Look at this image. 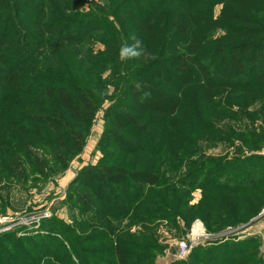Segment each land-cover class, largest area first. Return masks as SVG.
<instances>
[{"label": "trees", "instance_id": "1", "mask_svg": "<svg viewBox=\"0 0 264 264\" xmlns=\"http://www.w3.org/2000/svg\"><path fill=\"white\" fill-rule=\"evenodd\" d=\"M84 2L0 0V193L48 171L67 170L86 147L99 108L93 89L102 94L100 72L119 65V58L84 57L83 45L105 25L102 18L82 14ZM216 2L222 5L219 19L210 8ZM109 5L122 28L132 31L129 46L148 45L153 58L127 69L119 101L105 117L98 144L103 157L72 182L82 222L48 219L42 234H3L0 264H156L155 253L163 250L156 222L173 223L182 213L187 224L200 217L215 233L264 209V156L257 154L264 144V0ZM221 28L227 37L212 41L210 33ZM83 73L89 75L86 86L76 80ZM191 98L201 105L198 113L184 106ZM218 119L240 124L241 131H230L228 124L229 135L223 134L208 123ZM209 137L226 143L239 137L242 146L233 158L201 156L191 162L187 145L198 157ZM244 147L250 155L242 156ZM140 154L150 156L134 169L129 163ZM185 160L188 170L180 173ZM198 188L200 205L184 212V201L188 207ZM227 196L239 204L218 211L231 209ZM129 226L138 229L132 234ZM221 241L199 246L187 261L173 264H264L255 240Z\"/></svg>", "mask_w": 264, "mask_h": 264}, {"label": "rangeland", "instance_id": "2", "mask_svg": "<svg viewBox=\"0 0 264 264\" xmlns=\"http://www.w3.org/2000/svg\"><path fill=\"white\" fill-rule=\"evenodd\" d=\"M117 1L118 0H85V6L82 7L83 12L80 9V12H82V14L85 16L92 14V18H102L105 20V25H103L101 30L97 32L98 34H93L86 44L83 45V49L81 51L83 52L84 57L86 59L89 56H108L110 59L119 58V65L113 67L108 65L105 71L100 72L99 77L101 83L104 82V89L101 92L102 94H99L98 89H93L98 96L99 108L94 116L92 128L89 136L87 137L86 147L81 154L77 155L72 160L67 170L61 172V169L57 168L51 172H46L44 176L37 175V177L34 178L33 183H27L25 186L15 183V185L11 187L7 186L8 192L5 189L1 190L0 218L3 219L5 225L9 227V229L7 231L0 232V236L7 233H13L15 235L14 237L19 238L24 235H33L38 233L42 234V230L46 228L44 227V221L48 219H55L65 225L74 224L75 221L82 222L83 220L80 208L76 203H74V197L70 191L72 190V182L84 167L97 165L102 159L103 154L98 150V144L106 128L105 117L108 109L119 101L121 86L125 83L126 75L129 73V71H131V69L134 70L136 67H140L141 65L150 62L153 58L151 47L147 45L146 48H142L143 51L139 58L121 61L120 50L124 46H129L127 35H130L132 31L130 30L128 32L127 29H123L121 23H119L118 20L113 17L109 3L112 4L116 3ZM210 8L212 9L214 18L219 19L222 5L216 2L212 3ZM227 35L228 32L221 28L214 30L209 36L212 41L217 39L221 41L226 38ZM113 61L117 62L116 60ZM129 67H131V69L127 70ZM116 71H120V73L116 74ZM88 76L89 75L87 73H83L81 74V77L76 80L78 83L86 86V82H88ZM135 82L143 81L135 80ZM107 83L108 87H106ZM94 86H100L97 77L95 79ZM185 105L187 107H191L192 111H190V113L193 112V108L196 110V113L199 112V109H202L200 107L201 105H199L198 102L193 101L192 98L191 101L185 103L184 106ZM253 110L254 108L249 109V111ZM208 123L209 125L214 123V126L216 127L215 129L220 130L226 135H229V133H226L229 128L226 127L228 124L231 125L230 131H241L240 124H231L227 119L223 121L219 119L215 121L211 120L208 121ZM233 123H235V121ZM206 130L207 127L205 128V131ZM232 136L235 137L234 135ZM209 140L210 141H208L206 144L202 145L203 150L200 151L201 155L198 157H196V153L194 154L196 151L187 145V149L193 155L191 162L196 163V161L201 156L218 159L233 158L234 151L238 147L242 146L239 137H236L232 143L214 141L211 140V137H209ZM194 142H196V145L198 144L197 141ZM199 146L200 144L198 147ZM34 150L39 152L38 148ZM167 150L168 149H166L164 153H166ZM244 150L245 152L242 156L251 154V152L246 151L248 149L245 147ZM257 154L264 156V144L262 149ZM144 156L149 157L150 155L140 154L133 157L129 163L131 167L134 169L137 167H142L143 165L141 163H144V161H142ZM124 158L125 156L122 155V159ZM189 163L190 161L185 160L183 166L180 167L181 169L179 172L186 173ZM163 171L167 176L170 173V171H167L166 169ZM75 189L80 191L79 188ZM80 192H82L84 195L90 196V194L85 189L84 191L81 190ZM87 198L93 202L90 197ZM202 198L203 192L201 189L198 188L193 190L191 192V198L187 203L188 207L186 206V201L183 203V208L186 209L184 212H188V209H197L202 201ZM227 200L224 198V201L227 205L231 204V209L229 210L228 208H222L220 210V208H218V211H232L233 205L239 204L240 202H234L233 200H230V197L228 196ZM6 201L8 202L5 204ZM209 203H212V200H210ZM181 214L173 223H169L168 221L164 220L163 222L158 221L154 224L156 225V236L158 239L157 244L163 249L158 253H155L156 264H173L177 261H187L192 252L199 246L208 248L216 245L214 242L224 240L221 242L222 244H225V241H228L229 239L234 240V238H237V241L244 238H251L255 240L259 243V250L262 255H264V209L258 216L250 218L249 220L246 219L242 225H237L236 227L230 226L220 232L215 233H210L207 230L206 225L200 217L193 218L189 224H187L182 219ZM223 216L225 215H222V217ZM126 223H128L127 220L124 221L122 225H125ZM197 226H200V230L202 231H194L193 233L195 235L191 236L193 234V229L198 228ZM128 229L132 234H134V232L138 229V226H129ZM92 232L93 229L90 228L87 234H91ZM193 238L195 239L194 242ZM181 243H188L190 246L195 245L194 248L189 253H187L186 257L184 258H181L180 254L178 253L179 245ZM97 248L99 249L101 247Z\"/></svg>", "mask_w": 264, "mask_h": 264}, {"label": "clouds", "instance_id": "3", "mask_svg": "<svg viewBox=\"0 0 264 264\" xmlns=\"http://www.w3.org/2000/svg\"><path fill=\"white\" fill-rule=\"evenodd\" d=\"M142 47L140 46L139 41L133 46H124L120 50V59L121 61H126L133 58H139L142 54Z\"/></svg>", "mask_w": 264, "mask_h": 264}, {"label": "built area", "instance_id": "4", "mask_svg": "<svg viewBox=\"0 0 264 264\" xmlns=\"http://www.w3.org/2000/svg\"><path fill=\"white\" fill-rule=\"evenodd\" d=\"M198 228H195L193 229L192 233L194 231H199L201 232L202 230H200V226H197ZM9 229V227H7L3 221L2 218H0V232H4V231H7ZM195 234L193 233L191 236H194ZM195 241V239L193 238V242ZM195 245H189L188 243H181L179 245V249H178V253L180 254V257L181 258H184L186 257L187 253H189L193 248H194Z\"/></svg>", "mask_w": 264, "mask_h": 264}]
</instances>
